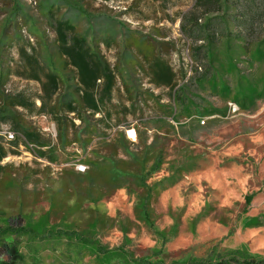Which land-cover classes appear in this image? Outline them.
<instances>
[{"label": "rangeland", "instance_id": "rangeland-1", "mask_svg": "<svg viewBox=\"0 0 264 264\" xmlns=\"http://www.w3.org/2000/svg\"><path fill=\"white\" fill-rule=\"evenodd\" d=\"M218 4L0 0V221L25 228L17 240L23 264L217 262L236 250L264 260V0ZM58 18L113 77L93 116L67 112L79 96L57 47ZM186 19L217 38L208 51L182 33ZM156 57L174 75L173 89L154 83ZM34 68L40 81L30 77ZM45 72L59 79L51 96ZM103 87L101 80L96 94ZM40 150L53 163L38 158ZM127 152L149 160L142 174L157 190L146 201L149 218L132 175L114 176L119 162L117 171L131 165Z\"/></svg>", "mask_w": 264, "mask_h": 264}, {"label": "trees", "instance_id": "trees-1", "mask_svg": "<svg viewBox=\"0 0 264 264\" xmlns=\"http://www.w3.org/2000/svg\"><path fill=\"white\" fill-rule=\"evenodd\" d=\"M220 0H197V3L200 7H203L207 10L210 7H214L219 5ZM57 18V16L55 17ZM182 26V33H186L189 37L202 41L205 44L206 51H208L211 43L214 42L215 36H212L210 33L206 31L205 28H199L198 25L194 24L192 20L186 21L184 20ZM192 25H196V27L192 28ZM205 29V30H204ZM246 30H251V28H244ZM54 31L56 33V41L58 50L61 52L62 56L68 59V65L71 66L75 72L76 81H77V94L79 96V101L77 102V106H73V102L69 101L66 104V109L68 113L75 114L78 110V107L81 110L90 111L91 115L98 114L104 108V102L107 97L110 95L111 87L113 85V77L108 71V67L106 68L100 61H98L94 52L87 46L85 40L80 38L73 26L67 20H63L62 18H58L55 21ZM218 33V34H217ZM216 34L221 36V32L219 31ZM73 34V35H72ZM237 38L240 39L238 36ZM217 39V38H216ZM200 48L195 49V51H199ZM22 57L26 60V62L31 65L32 63L36 64V59L32 56H26L24 51H21ZM149 69L154 78V83L158 86H165L167 88L173 89V74L171 70L167 67V65L161 60L160 57L152 58ZM37 70H39L37 68ZM44 78L46 83L43 85V90L45 93L51 96L53 92L57 89L59 79L52 72H45ZM31 79L35 81H40L39 76L35 68L32 70ZM104 82V87L100 91V94H96V89L98 87V83L100 81ZM177 97H179L176 94ZM43 106V105H42ZM58 129L63 134L65 132V125L58 124ZM119 136L121 138L124 137L123 132H119ZM28 138L31 139L33 136L28 135ZM35 143L36 140L34 139ZM43 147V146H40ZM140 154L126 153L128 159L132 161L131 165L126 167L121 171H117L119 164H125L124 162H119L118 166L116 165V178H121L122 176L132 175L134 182L138 183L142 192L144 193V203L145 205H141L140 213L144 215L145 218H149V212L147 209L146 201L151 197L152 193H156V187L147 186L145 183L146 175L142 174V167L146 164L147 161L139 158ZM38 158H44L48 162L53 163L52 158L47 157L43 150H40L36 153ZM6 157V152H2L0 154V161ZM151 166V170L148 171L149 174L157 171L159 169L160 160L157 159L155 163ZM88 169L92 172L99 168L98 163L90 164ZM94 165V166H93ZM120 169V168H119ZM143 175V176H142ZM250 198L247 199L249 202ZM9 219L0 221V250L5 253L7 257V261L0 262V264H23L24 258L23 255L19 252L17 247V240L23 234H25V228L12 226L8 223ZM12 239V240H10ZM86 247L89 250L94 249L93 241L86 240ZM96 251L98 254L104 255V250L96 247ZM97 254V255H98ZM230 258L221 257L217 262L214 260L203 259L195 262H188L185 264H264L263 259H258L255 255L249 254L245 250H236L231 252ZM135 262H131L126 260V264H131ZM137 264H150L146 261H136ZM153 264H162V263H153Z\"/></svg>", "mask_w": 264, "mask_h": 264}, {"label": "built area", "instance_id": "built-area-1", "mask_svg": "<svg viewBox=\"0 0 264 264\" xmlns=\"http://www.w3.org/2000/svg\"><path fill=\"white\" fill-rule=\"evenodd\" d=\"M237 111H238V109H237L234 105H231V104L229 105V112H230L231 114H235ZM203 123H204V122H203ZM5 134H6V138H7L8 140H12V139H13V135H12L10 132H6ZM77 170H78V171H83L84 168L81 167V166H78Z\"/></svg>", "mask_w": 264, "mask_h": 264}, {"label": "bare ground", "instance_id": "bare-ground-1", "mask_svg": "<svg viewBox=\"0 0 264 264\" xmlns=\"http://www.w3.org/2000/svg\"><path fill=\"white\" fill-rule=\"evenodd\" d=\"M134 136H135L134 131H130V132L128 133V137H129V138H134Z\"/></svg>", "mask_w": 264, "mask_h": 264}]
</instances>
